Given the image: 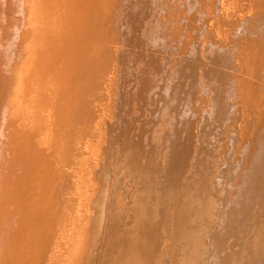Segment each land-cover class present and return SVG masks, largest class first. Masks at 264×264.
Instances as JSON below:
<instances>
[{"label":"bare ground","instance_id":"bare-ground-1","mask_svg":"<svg viewBox=\"0 0 264 264\" xmlns=\"http://www.w3.org/2000/svg\"><path fill=\"white\" fill-rule=\"evenodd\" d=\"M52 1L0 0V64L17 4L26 16L19 44L5 60L9 69L1 72L0 153L7 150L3 135L10 128L20 133L23 153L13 168L3 167L12 180L0 182V264L6 248L16 257L22 240L39 229L41 242L25 250L24 264H230L235 252L220 254L228 239H240L249 212V262L264 264V63L259 64L253 45L242 42L243 32H249L246 37L264 49V10H255L262 1L197 0L190 6L188 0H56L59 6L50 16ZM210 3L216 16L203 20ZM98 5L101 15L92 25L100 48L88 60L87 78L71 75L72 101L59 118L69 128L50 149L47 121L54 120L58 85L37 88L35 71L45 68L48 55L70 46L82 33L83 17L92 16ZM226 5L230 14L224 17ZM252 9L257 13L247 15ZM229 22L238 23L228 29ZM181 23L203 35L188 38ZM39 24L41 54L35 47ZM182 37L186 43H176ZM184 67L198 79L191 73L186 85L169 95L185 80ZM25 82L31 103L21 121L13 113ZM204 98L215 108L199 118L194 112ZM213 118L235 127L221 132L226 152L210 163L222 150L204 144ZM56 147L59 181L44 194L50 211L39 210L36 218L39 208L26 194ZM191 166L199 172L196 183L178 177ZM198 185L203 186L199 192Z\"/></svg>","mask_w":264,"mask_h":264},{"label":"rangeland","instance_id":"rangeland-1","mask_svg":"<svg viewBox=\"0 0 264 264\" xmlns=\"http://www.w3.org/2000/svg\"><path fill=\"white\" fill-rule=\"evenodd\" d=\"M196 1L197 0H192V2H191V0H188V3L190 6H194L193 4L198 2V1L197 2ZM261 1H262V3H259L257 5L258 7L255 9L256 11L259 9H262V11L264 10V1L263 0H261ZM207 2H213V0H209ZM216 2H218V1H216ZM48 3H49V0H45V4H48ZM24 4L27 5L28 0H24ZM208 5L209 6H207V9H205V11L200 16L201 19H203V20H209V19L212 20V18L214 19V16H216V15H214V13H210L212 11L211 5H213V3H210ZM56 6H59V2H57L56 0H53L52 3L49 4L50 16H51V14H53L52 13L54 11L53 8L55 9ZM18 7H19V5L17 4V11L15 12V10H14V15L12 17V23L9 25L11 28V32L9 33L10 37H9L8 46L5 49L4 60L0 64V82H1V76H2L1 75L2 68H4L3 73H4V71L7 72L9 69L8 65H6L4 67L5 60L7 59V56H8V52H10L12 50L13 46L15 47L19 44L18 35L20 33V30L23 29L24 25H25L26 16H24V12H20V11L18 12ZM101 7H102L101 5H98L97 7L94 6L95 11H91L93 13V15L90 17H87L86 19H84V17H83V20H81L83 22H81V24L78 25V26L83 27L82 33L80 35L74 37V38H71V40L69 41L70 46H68L64 49H61V50L58 49L55 53H53V55L52 54L48 55V61L46 62L47 65L45 66V68L40 69V70H36L37 73L35 71V79H34L35 83L34 84L37 88L48 87V85L50 83L52 84L53 82H55L58 85V88L56 89V91L54 93V95H55L54 96V103L52 102V106H51L54 109V114H53L54 120L53 121H51V120L47 121L48 129L51 130V138L49 139V148L50 149L55 144L59 145L58 143H60L62 137L65 135V131H67V129L69 128V123L66 122L64 124H60L59 118H60V116H62V117L65 116L67 104H68V102L70 104V102L72 101L71 98H72V94L74 92V87H73L74 84L71 81V79L74 76V74L76 75L78 73H80V75L85 74L84 77L87 78V75L89 73L88 62L91 60L90 57L92 55V52H94V50L96 51V49L99 50V48H100V38L94 32V30H93L94 26L92 24H95L96 21L98 20V18L100 17L101 13L99 11H100ZM223 10H224V17L229 16L230 7L228 5H226L223 8ZM255 10L252 9L251 11L247 12V15H251V14L255 15L257 13ZM206 14H207V16H206ZM194 15H196V14H194ZM197 15L199 16V14H197ZM157 17H158V15H156L154 17L153 23H158L159 18H157ZM240 19L241 18H238L235 21H239ZM189 22H190V20H188V23ZM236 23H238V22H235V23L229 22L226 24V26L228 27V29L229 28L232 29L233 27L236 26ZM182 25H184V29H186V28L188 29V33H187L188 38L203 35V33H201V31L198 30L199 28H197V27H194V26L192 27L190 24H188V26H186V23H184V24L181 23V26ZM39 27H40V24L37 27L36 33H38V32L42 33L41 30L39 31ZM45 28L46 27H42V30ZM221 29H220L221 31H227L226 29H223V28H221ZM212 32H214V30H212ZM40 33L37 34L38 36L35 34V47L39 50V53L41 54V50H42V47H41L42 44L41 43L42 42L40 39V37H41ZM249 34H250L249 32H243V34H242V40L243 41L242 42H246L247 44L253 45L255 47V52L257 54L259 64L261 65L262 63H264V54H263L264 49L259 47V45H257V43H255L256 41H254L253 39H249L250 38ZM246 35L249 38H247ZM14 36H15V40L13 41ZM12 41H13V43H11ZM186 41H187L186 37H182L180 40L178 39L176 41V43L180 42L184 45L186 43ZM249 42H251V44ZM190 48H192V47H190ZM174 54H175L174 58H176V60H179L182 57V53L179 50H177ZM259 56H262V57H259ZM77 59H78V61H77ZM166 59H168V58H166ZM204 62H207V60H204ZM31 67L33 69L34 63L31 65ZM182 69L183 70H181V73L185 72V74H186V76L183 77V80L184 79L185 80L175 84L173 86L174 88H172V90L170 89L169 95H174L176 90H177V87H179L180 85H183L184 83L186 85V78L191 73H194V75L197 78V75L195 74V72L193 70H189L187 67H184ZM259 69L263 70V68L261 66L259 67ZM83 71H85V72H83ZM71 75H73V76H71ZM68 76L71 77L69 80H68V78H69ZM170 77H171V75L170 76L167 75L160 81L159 87H161V89H163L165 87V85L167 86V84L170 80ZM67 82H69V83H67ZM117 84H118V80H116V82H115V85H117ZM0 86H1V83H0ZM23 86H24V88L22 89L21 93L19 94V96L16 100L15 109H14L15 112L13 113L15 119L21 120V121L24 120L28 116L29 104L31 103V100H30L31 99V96H30L31 89H30L29 85H26V82H25V85L23 84ZM193 88H194V86H193ZM69 89H70V91H69ZM204 100L207 101L206 98H204ZM206 101H204L203 103L198 101V105H199L197 107L198 110L196 112H194V116L201 118L202 116L204 117L205 115L206 116L209 115L208 112L210 114H211V112H213V108H215L214 107L215 103L211 99H208V101H207V102L210 101L211 103L209 102L208 104H206L205 103ZM260 101H261V99L255 100V102H260ZM144 103H145V101H144ZM203 105H207V106H203ZM206 107H207V110H206ZM140 109H141L140 112L142 113L141 115H143V112H144L143 109H145V105L142 104ZM156 109H157V105H154V107L151 108L152 111H155ZM209 109H211V111H209ZM70 113H73V111L71 110ZM145 121H147L146 118L143 120L144 124H145ZM149 121H151V118L148 120V122ZM211 122L213 123V127H212V130L209 131L207 137H205L203 139L205 141L204 144L208 145L209 147H213V148H215L216 146H219V147H222V150L219 153L211 156L210 163L214 162L215 160L220 161L222 158V155L226 152L223 149V147L225 146V143L223 142V140L221 138V132L224 130L226 132L233 130L235 127V122H233L232 124H229V125H222L219 122H216L215 119H214V122H213V120ZM54 124H57V125L54 126ZM56 126H57V128H56ZM58 126L60 128H58ZM11 129L12 128L5 130L4 135H3L4 140L8 142V147H7V150L2 151L0 153V159H1V164H2V167L0 169V182H4L6 180L7 181L12 180L11 176L4 173L3 167L13 168L17 163H19V161L21 160L22 153H23V150L20 149V147H21L20 146L21 135L18 131L11 132ZM137 130H138L137 134H139L142 129L140 128ZM198 131L199 132L201 131V124L198 128ZM198 137H200V133L198 134ZM199 139L200 138H198L197 141ZM206 140H207V142H206ZM200 145H201V143L196 144L194 153L195 152L198 153ZM56 150H57V147L55 148L54 152H50L49 158L47 161L48 163L46 165L44 164L43 167L39 166L40 169L42 168L41 169L42 170L41 171L42 176H40V175H38V177L36 176L37 181L34 182V185H33L34 187L32 186L31 190L26 194V198L34 205V207H36L35 209L39 208L38 211L37 210L35 211V209H32L33 212L34 211H35V213L38 212V213H36V214H38L36 218L39 217V213L41 211H43V210H44V212L50 211V206H51L50 203L51 202H49L50 200H48V201L45 200L46 202L44 205L43 202H44V198L46 197V196H44V194L46 193L45 192L46 190L49 191L48 187H50L54 183L57 184L59 181V178H57V176L59 177V175L57 174V168H58L60 162H59V159H57V157L55 156ZM195 154H194V156L198 155V154H196V155ZM192 166L189 168V170L187 172L188 174L186 172L180 173L178 176L179 179L187 180V182L190 181L191 183H194V182L196 183L195 178H197L199 176V172L196 170V168L194 169ZM191 168H193V170ZM194 174H196V175H194ZM41 179H42V181H41ZM193 179H195V180L193 181ZM196 188H197V192H199L200 190L203 189V186L198 185ZM37 190L39 192H37ZM126 192L127 191H125V193ZM34 195L35 196L37 195V197L39 195L40 198L35 197V199L33 200L32 198H34ZM40 204L44 205L43 209H41L42 205H41V207H39ZM48 204L50 206H49V208L48 207L46 208V205H48ZM39 210H41V211H39ZM253 210L254 209H251V211H253ZM33 212H31V214ZM34 217H35L34 215L33 216L31 215V218H34ZM246 219L247 220L249 219V221H247V223L242 226V228H241L242 234L239 237L240 239H237V240L228 239V241H226V245H225L226 248L224 247L222 249L221 254H220L221 257H223V256L228 255V252H230L229 250L234 251L235 253H234L233 258L230 261V264H242V263L243 264H248V263L250 264L249 260L251 259L250 256H251V252H252V247H251V243H246V237H247L246 234H248L249 226H250V223L252 222L250 212L247 215ZM236 224H237V221H236ZM42 235H43V233H42L41 229H39L38 231H36V230L32 231V237L30 238L31 235H29V238H25V240H22V243L20 244L19 248L17 249L16 257H14V258L11 257L10 255H8L7 248H6L4 251V256H5L4 259L5 260H4L3 264H24L23 260L26 259L24 257L25 250L29 247L35 248L36 241L41 242ZM19 240H20V237H19ZM21 246H22V248H20ZM35 251H36V253H38V250L35 249ZM17 258H19V259H17Z\"/></svg>","mask_w":264,"mask_h":264}]
</instances>
